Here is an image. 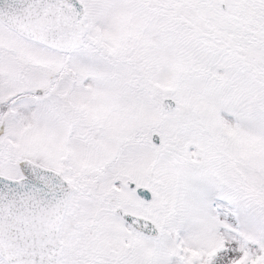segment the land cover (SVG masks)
<instances>
[{
	"label": "snow or ice",
	"instance_id": "6c2138e0",
	"mask_svg": "<svg viewBox=\"0 0 264 264\" xmlns=\"http://www.w3.org/2000/svg\"><path fill=\"white\" fill-rule=\"evenodd\" d=\"M0 264H264V0H0Z\"/></svg>",
	"mask_w": 264,
	"mask_h": 264
}]
</instances>
